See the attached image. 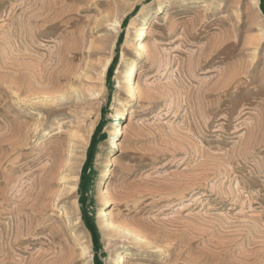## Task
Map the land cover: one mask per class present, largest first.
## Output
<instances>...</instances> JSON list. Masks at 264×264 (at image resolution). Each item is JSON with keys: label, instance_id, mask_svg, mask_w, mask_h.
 Returning a JSON list of instances; mask_svg holds the SVG:
<instances>
[{"label": "rangeland", "instance_id": "1", "mask_svg": "<svg viewBox=\"0 0 264 264\" xmlns=\"http://www.w3.org/2000/svg\"><path fill=\"white\" fill-rule=\"evenodd\" d=\"M262 32L264 0H0V264H264Z\"/></svg>", "mask_w": 264, "mask_h": 264}, {"label": "bare ground", "instance_id": "2", "mask_svg": "<svg viewBox=\"0 0 264 264\" xmlns=\"http://www.w3.org/2000/svg\"><path fill=\"white\" fill-rule=\"evenodd\" d=\"M112 13V12H111ZM110 12L105 13V15L102 17L101 21L99 22L98 25H110V30L114 33H118V30L121 26V22H119L117 20V18H115L114 16V21L111 22V14ZM113 18V16H112ZM111 22V23H110ZM97 23V22H96ZM103 27V26H102ZM105 27V26H104ZM108 27V26H107ZM146 30H143L140 33V37L137 39L136 41V48L139 51L144 52L145 49L147 48L145 46V39L148 36V32ZM264 32H262L263 35ZM74 38V37H73ZM85 39V38H83ZM77 48L74 46H67V44L65 45V48L63 50V54L64 58H68V59H73L75 54H73L74 51H76ZM146 52V51H145ZM89 53V52H88ZM64 58H62L61 60V64L64 66H67V63H65V60H63ZM67 62V61H66ZM69 62V61H68ZM111 63V61L108 62V64L103 68V70L101 72H98V69L94 68V67H88L86 70V74L87 73H92L94 71H96L99 75L98 78H94V77H87L88 80L91 82L89 84L83 85L81 90L85 91V94L81 93V90L79 89H75L72 92V95L74 94V96H76L78 99L79 98H83L85 96H90V97H94L95 95H97V92L95 90V87L100 86L99 84L102 83L103 77H105V74L107 73L108 70V66ZM139 61H135L131 64V67L128 69L127 73H126V77L125 80L128 82V84H131L133 81V78L136 77L138 68H139ZM63 67V66H61ZM65 68V67H63ZM78 70V69H77ZM78 72V71H77ZM82 73V72H81ZM76 75V73H75ZM40 80V79H39ZM42 80V79H41ZM65 80V79H64ZM72 82V81H71ZM96 82V83H95ZM85 84V83H84ZM96 84V85H95ZM102 86V85H101ZM76 87V86H75ZM80 88V87H79ZM136 88L135 86L130 88V94L132 98H136ZM69 98L67 97H62L61 100L63 102L68 101ZM86 99V98H85ZM59 102V101H58ZM131 106L130 107H124L121 111H120V115L121 117H123L125 114H127V116L133 112V110H131ZM126 118V117H125ZM73 138V137H72ZM71 140V139H70ZM65 144V143H64ZM68 147H66V145L62 144L61 149L55 151L51 156V161L52 162V167L49 170V172L47 173L46 177L43 179L44 185L42 184V187L44 188L42 190V195H48L50 194V190L55 188L56 186L58 187H62V191H60L58 193V195H56L59 198L65 197L66 195L69 196L70 193H73V189L76 188L75 183H74V179H75V169H76V163L74 160V145L73 143L70 141L67 145ZM110 173L107 172L106 175H109ZM43 183V182H42ZM53 191V190H52ZM106 195L108 194V190L105 191ZM41 193V192H40ZM65 195V196H64ZM49 196V195H48ZM54 196V194H53ZM109 197V195H108ZM107 199V198H106ZM110 213L108 211L103 212V216H107ZM111 223V221H110ZM106 229H108L110 232L115 231V228L112 224H109L106 221ZM84 238V237H83ZM81 243V242H80ZM80 249H81V255L84 259H89L86 264H91V255L90 252L88 250V248H86L83 245H80ZM131 254H125V255H121L118 257V262L117 264H124L127 260L131 259Z\"/></svg>", "mask_w": 264, "mask_h": 264}, {"label": "trees", "instance_id": "3", "mask_svg": "<svg viewBox=\"0 0 264 264\" xmlns=\"http://www.w3.org/2000/svg\"><path fill=\"white\" fill-rule=\"evenodd\" d=\"M91 232L94 234V233H96L92 228H91Z\"/></svg>", "mask_w": 264, "mask_h": 264}]
</instances>
